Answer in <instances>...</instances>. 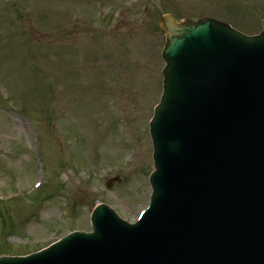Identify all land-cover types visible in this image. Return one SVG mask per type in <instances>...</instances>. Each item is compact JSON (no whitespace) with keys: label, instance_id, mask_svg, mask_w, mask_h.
Returning <instances> with one entry per match:
<instances>
[{"label":"rangeland","instance_id":"obj_1","mask_svg":"<svg viewBox=\"0 0 264 264\" xmlns=\"http://www.w3.org/2000/svg\"><path fill=\"white\" fill-rule=\"evenodd\" d=\"M163 13L251 35L264 0H0V251L89 231L96 204L145 208Z\"/></svg>","mask_w":264,"mask_h":264},{"label":"water","instance_id":"obj_2","mask_svg":"<svg viewBox=\"0 0 264 264\" xmlns=\"http://www.w3.org/2000/svg\"><path fill=\"white\" fill-rule=\"evenodd\" d=\"M161 25L166 66L150 122L151 203L134 226L111 212L102 218L97 207L80 255H101L95 264H264V67L255 65L264 30L245 37L212 20L176 24L170 15ZM209 112L219 132H204L217 129L201 123ZM38 259L0 264H45Z\"/></svg>","mask_w":264,"mask_h":264},{"label":"bare ground","instance_id":"obj_3","mask_svg":"<svg viewBox=\"0 0 264 264\" xmlns=\"http://www.w3.org/2000/svg\"><path fill=\"white\" fill-rule=\"evenodd\" d=\"M100 228H101V227H100ZM115 237H116V236H115ZM109 245L112 246V247H113V246H116V244H115V239H114L113 237H110ZM49 258L52 260V256H50ZM90 259H95V260L98 261V262L103 261V257H102L101 255L98 256V257H96V258H90ZM77 260L80 261L82 264H95V263L90 262V261H89L88 259H86L85 256H83V255H79ZM49 261H50V260H49ZM49 261H46L45 264L49 263ZM104 263H111V261L109 262V260L106 258V259L104 260ZM36 264H39V261H36Z\"/></svg>","mask_w":264,"mask_h":264}]
</instances>
